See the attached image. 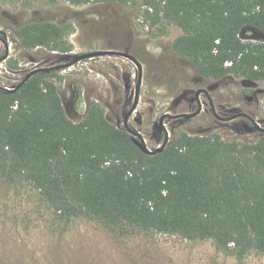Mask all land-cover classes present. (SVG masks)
Returning <instances> with one entry per match:
<instances>
[{"label": "trees", "instance_id": "16d2710c", "mask_svg": "<svg viewBox=\"0 0 264 264\" xmlns=\"http://www.w3.org/2000/svg\"><path fill=\"white\" fill-rule=\"evenodd\" d=\"M49 1L136 7L143 27L181 30L173 50L200 76L264 82V0ZM64 34L52 22L15 31L28 50L65 51ZM52 76L0 89V178L36 190L59 227L86 219L117 234L212 241L240 259L264 255V137L180 133L148 156L97 102L72 121Z\"/></svg>", "mask_w": 264, "mask_h": 264}, {"label": "rangeland", "instance_id": "374dc122", "mask_svg": "<svg viewBox=\"0 0 264 264\" xmlns=\"http://www.w3.org/2000/svg\"><path fill=\"white\" fill-rule=\"evenodd\" d=\"M33 22L61 26L66 50L23 48L15 31ZM0 35L9 45V56L0 63V86L8 89L30 72L67 63L75 55L107 50L132 54L143 65L144 78L138 110L133 115V118L141 116L143 122L136 124L132 118L131 125L141 132L150 149H156L164 139L153 136L154 122L160 116L191 111L188 99L178 102L184 93H194L198 85L205 84L216 88L219 106L232 107L231 99L240 97V92L244 93L249 86L248 81L234 76L224 82L205 81L188 60L173 50L181 30L172 25L163 29L145 28L139 9L132 6L0 0ZM4 53L5 45L0 41V58ZM52 77L72 121H82L89 103L97 102L105 108L108 120L123 128L122 108L130 100L133 103L138 79L134 63L122 57H96L53 72ZM253 86L264 91V82ZM261 99L264 114V96ZM237 103L238 107H244L242 102ZM205 121L200 116L191 121L167 123L170 143L177 134H197L206 128L226 141L254 140L238 134L236 123ZM0 264H264V255L253 253L240 259L224 253L212 241L193 242L179 236L135 230L117 234L97 221L86 219L59 227L36 190L22 182L9 183L0 178Z\"/></svg>", "mask_w": 264, "mask_h": 264}, {"label": "flooded vegetation", "instance_id": "af4514ba", "mask_svg": "<svg viewBox=\"0 0 264 264\" xmlns=\"http://www.w3.org/2000/svg\"><path fill=\"white\" fill-rule=\"evenodd\" d=\"M229 77H225L222 80L208 79L205 77L204 78H205V81L224 82V81L229 80ZM248 83H249V86L245 87V92L244 93L242 91L240 92V95H239L240 97L238 98L234 97L231 99V102L234 103L232 107H224L221 105L219 106L220 100L218 98L216 88H211L205 84L198 85V88L196 89L194 93H189V92L184 93L183 97L181 99H178V102L181 103L182 101H185L186 99L189 100V108L191 111L186 114H192L196 112L199 107V103H200L202 109H201L200 114L197 117H200V116L205 117L207 119V121L205 122H209V123H224V124L236 123L234 128L238 134L244 135L250 139H254L253 141H243V142L254 143L258 141L259 139H261L262 137H264L263 132H260L257 129H255V124H257L258 126L264 129V114H263V107L261 105V102H263L261 98L264 96V91L261 89L254 88L253 85L259 82L248 81ZM129 89L127 91H129ZM248 89H251V91H247ZM199 90H202L204 92H201L197 98L196 92ZM239 101L242 102L244 106L243 108L238 107L239 103L237 102ZM132 104L133 103H131V100H130L126 103L125 106H123L122 112L124 113V115L130 110ZM167 113H170V112H167ZM176 114H185V113L176 112L175 115ZM133 115L131 116L129 120V125L131 128L135 129L131 125V120L133 118ZM159 119L155 121L153 125V136L155 137V139H160V137H164V134H160L157 130H154L155 124L159 121ZM192 119H189V120H186L184 118L175 119V120L166 119L164 123L167 128V123H175V122L182 121V120L191 121ZM133 120H134V123L136 124H140L143 122V118L141 116L139 118H133ZM122 129L125 130L124 124H123ZM211 131L212 130H210L209 128H206V129H203L201 133H197V134H202V135L216 134ZM131 140H132V136H131Z\"/></svg>", "mask_w": 264, "mask_h": 264}, {"label": "water", "instance_id": "95a60500", "mask_svg": "<svg viewBox=\"0 0 264 264\" xmlns=\"http://www.w3.org/2000/svg\"><path fill=\"white\" fill-rule=\"evenodd\" d=\"M0 41H2L5 45V53H4L3 57L0 58V63H1V62L5 61L9 56V45H8L6 39L1 37V35H0ZM96 57H122V58L128 59L129 61L134 63L138 69V79H137V84H136V88H135L134 101H133V104H132L130 110L124 116V129L127 131V133L130 136H132V142L135 144V146L140 151H142V153H144L148 156H155L157 154L162 153L166 149V147L169 145L170 133H169V131L166 128L165 123H164V121L166 119H174L175 120V119L184 118L186 120H189V119L197 117L200 114L202 107H201V104L199 103V107H198L197 111L192 113V114H186L185 113V114H176L175 115V114L167 113V114H164L163 116H161L159 121L155 124L154 130H157L160 134H164V141L156 149H150L148 147L147 142L144 139L143 135L141 133H139L137 130L131 128L129 125V120H130L131 116L133 114H135V112L137 111L139 103H140L141 89H142V83H143V78H144L143 65L133 55L126 53V52L115 51V50L99 51V52H94V53L72 56L71 60L67 63L60 64V65L53 66V67H45V68L36 69V70L30 72L29 74H27L25 76V78L18 85L14 86L10 89L0 86V89H3V90L8 91L10 93H15L21 87H23L34 75H36L38 73H51V72H57V71L69 69L72 66L76 65L77 63H79L83 60L92 59V58H96ZM126 81H127L126 82V90H128L129 89L128 79H126ZM201 92H204V91L199 90L196 92L197 98ZM255 129L264 133V129L261 128L260 126H258L257 124H255Z\"/></svg>", "mask_w": 264, "mask_h": 264}]
</instances>
